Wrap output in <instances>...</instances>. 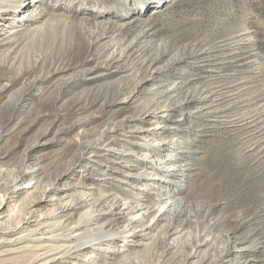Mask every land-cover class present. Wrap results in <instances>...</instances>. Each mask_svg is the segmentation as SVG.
Segmentation results:
<instances>
[{"label":"rangeland","instance_id":"rangeland-1","mask_svg":"<svg viewBox=\"0 0 264 264\" xmlns=\"http://www.w3.org/2000/svg\"><path fill=\"white\" fill-rule=\"evenodd\" d=\"M131 1L118 0L111 6L100 4L98 9L104 12L99 17L93 16L95 8L77 16L94 19L89 24H100L102 28L128 24L123 36L127 41L133 40L139 31L147 32L129 51L130 55L114 64L109 75L98 83L101 86L99 96L108 100L109 105L71 115L66 120L59 119L40 139L38 132L49 118L35 124L22 138L15 136L17 123L11 121L0 138L3 157L0 170L18 169L25 158L28 165L41 167L45 174L40 176L41 181H53L64 171L66 162L76 160L74 154L79 146L99 139L94 149L84 152L74 172L57 180L56 190L50 197L76 200L81 195L96 198L112 192L131 202L138 196L156 202L162 195H168L180 201L182 209L187 207L190 214H197L196 218L191 217V222L181 217V221L185 220L183 224L178 226L175 222L173 225L181 235L172 229L174 232L166 238V243L175 242L178 247L176 260L169 254L165 262L157 261V254L162 251L159 246L153 254H142L140 264L183 263L184 254L198 246L196 238L200 229L207 226L197 221L201 220L197 212L201 210L199 206L204 205L208 207V220L213 226H209L211 234L206 235L215 243L196 247L199 260L198 257L189 258L183 264H211L224 251L228 252L223 264H264V0H148L154 2L149 6L143 0ZM126 7L130 8L127 14L123 11ZM47 8L53 7L40 5L38 10ZM155 8L165 9L160 15H152ZM20 16L18 14L17 18ZM106 43L110 45L111 42L101 41V44ZM147 57L152 65L144 66ZM131 64H135L138 76L132 81L119 78L124 75L125 65ZM118 68L122 72H116ZM117 84L124 86L117 89ZM175 84L179 88L171 103L180 100L185 104L175 113L164 111L158 117L149 116L148 113L154 111L150 101L157 89ZM72 89L73 86L68 88ZM77 119L85 122L56 135L59 128ZM155 126L165 129L156 130L158 134L145 138L149 139V144H166L153 147L159 149L152 165L156 167L160 160L171 158L180 164H190V170L170 184L152 182L148 178L136 180L114 172H126L116 163L128 158L106 157L102 147L152 155L149 150L122 141L140 142L124 136L137 132L143 137L147 133L139 134L140 130ZM37 140L39 143L26 151L27 146ZM175 140V146L170 144ZM127 161L139 167L137 172L149 171L134 158ZM152 165L149 166L154 168ZM135 172L136 169L129 173ZM5 177L9 179L6 174ZM103 178L108 180L103 181ZM5 192L6 188L0 189L1 196ZM22 197L17 198V202ZM14 203L7 201L2 211L6 212ZM52 208L42 204L39 211L46 213ZM86 210H77L75 220ZM168 218L167 215L161 217L149 233L154 235L159 229L169 231ZM104 222L105 217L96 220L97 226ZM147 237L142 233L125 242L117 241L113 246L99 247L105 249L104 252L90 249L81 256V261L118 264L119 254L113 251L140 252Z\"/></svg>","mask_w":264,"mask_h":264},{"label":"bare ground","instance_id":"bare-ground-1","mask_svg":"<svg viewBox=\"0 0 264 264\" xmlns=\"http://www.w3.org/2000/svg\"><path fill=\"white\" fill-rule=\"evenodd\" d=\"M136 1L132 0L131 3ZM143 1L148 6L154 3ZM115 3H118V0H0V117L2 118H0V138L6 132L9 123L14 120L17 123L15 136L22 138L23 134L35 124L49 118L50 121L38 132L37 138L40 139L51 131L59 119L66 120L71 115H80L109 105L108 100L99 96L101 86L98 83L109 75L108 71L114 64L117 65L119 60L130 55L129 51L147 32L139 31L133 40L127 41L123 36L126 32L125 26L128 24L102 28L100 24H89L93 23L94 19L77 16L78 13H83L89 8H95L96 14L93 16L99 17L104 12L98 9L100 4L111 6ZM40 5L53 8L38 10ZM59 9L63 12L58 14ZM123 9L126 14L130 11L127 7ZM164 9L155 8L152 15H160ZM18 14H21L19 18H17ZM87 14L91 15V12ZM122 15L120 17L123 19ZM105 39L111 42L110 45L101 44ZM146 59L144 66L148 63L152 65L154 59L151 56V62L148 57ZM134 66L135 64L125 65L124 75L119 78L132 81L138 76ZM97 71L100 72L96 73ZM116 72L122 71L118 68ZM43 83L46 85L40 86ZM96 85L98 87H94ZM124 85L116 86L120 89ZM71 86L73 89L69 91L68 88ZM178 88L176 84L163 85L162 88L154 91V98L150 101L154 111L148 113L149 116L158 117L164 111L177 112L185 104L180 100L176 104L171 103V98ZM83 122L85 121L80 119L69 122L59 128L56 135L71 130ZM159 129L165 128L155 126L148 130H140L139 134H142L140 133L142 131L147 133L143 137L137 132L124 136L126 139L131 137L139 139L140 142L122 141L145 151L149 150L152 155L130 149L102 147L106 157L115 155L126 157L127 160L134 158L136 163L149 170L137 172L139 167L125 159L116 164L126 172L122 173L118 170L114 172L136 180L148 178L152 182L158 180L170 184L172 180L181 178L183 172L190 170V164H180L177 159L171 158L160 160L156 167L152 165L156 161V150L159 149L154 150L153 147L166 142L149 144V139L145 137L155 136L156 133L158 134L156 130ZM97 141L99 139L79 146L74 154L76 160L66 162L64 171L57 174L53 181H41L40 176L44 174L41 167L28 165L25 163V158L18 169L0 170V189L6 188L5 194L0 195V264H92L81 261V256L88 250L104 252L105 249L99 247L113 246L117 241L125 242L127 238H134L142 233L147 234L148 237L140 252L113 251L119 254L118 264H140L143 259L142 254L146 252L153 254L159 246L162 251L161 254H157L156 257L159 259L157 261L167 260L169 254L175 260L179 257L175 242L168 244L166 238L174 231L181 235V231H178L176 226L173 228L175 222L180 226L185 220L191 222V217L196 218L197 214H190L187 207L182 209V203L168 195H162L156 202H151L145 196H138L136 201L131 202L112 192L96 198L88 194L81 195L76 200L50 197V194L56 190L57 180L74 172L76 165L84 158V152L94 149ZM38 143L39 140L28 145L26 151ZM176 143L177 140L171 141L170 144L175 146ZM1 156L2 154L0 159L3 158ZM134 169H136L135 174L129 173ZM5 174L9 179H6ZM101 174L102 177L105 176V173ZM130 188L138 190L134 186ZM20 196L23 197L17 202ZM7 201L15 203L3 212V206ZM42 204H48L53 208L43 213L39 211ZM199 207L201 210L197 212L201 215V220L197 221L207 226L200 229L196 238L199 244L191 247L184 254L183 263L189 258L198 257L199 260L196 247L204 244L213 246L215 243L206 235V233L211 234L209 226H212L208 220V207L204 205ZM81 208L87 210L75 220L76 212ZM165 215L170 217L168 218L170 230L164 232L159 229L156 234L151 235L149 231L154 229L153 227ZM183 216L185 220L181 221L180 218ZM100 217H105V222L97 226L96 220ZM95 246L98 248L95 249ZM227 252H222L224 255H219L211 261V264L226 262L224 258L227 257Z\"/></svg>","mask_w":264,"mask_h":264}]
</instances>
